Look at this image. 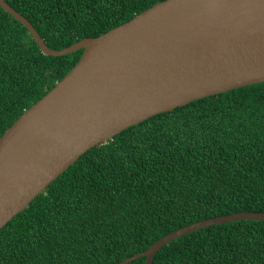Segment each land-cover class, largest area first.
Returning <instances> with one entry per match:
<instances>
[{"label": "trees", "instance_id": "trees-1", "mask_svg": "<svg viewBox=\"0 0 264 264\" xmlns=\"http://www.w3.org/2000/svg\"><path fill=\"white\" fill-rule=\"evenodd\" d=\"M4 1L61 50L164 0ZM81 54L44 55L0 7V137ZM245 211L264 213V83L157 114L89 149L0 229V264H117L180 227ZM152 264H264V221L201 228Z\"/></svg>", "mask_w": 264, "mask_h": 264}, {"label": "water", "instance_id": "water-1", "mask_svg": "<svg viewBox=\"0 0 264 264\" xmlns=\"http://www.w3.org/2000/svg\"><path fill=\"white\" fill-rule=\"evenodd\" d=\"M47 56L82 50L78 62L0 137V229L82 154L121 131L192 101L264 83V0H164L95 38L46 46L4 0ZM264 213L200 220L117 264H152L169 242L201 228Z\"/></svg>", "mask_w": 264, "mask_h": 264}]
</instances>
